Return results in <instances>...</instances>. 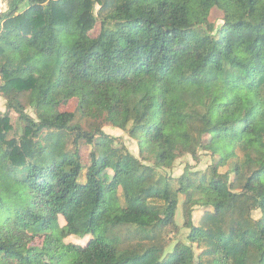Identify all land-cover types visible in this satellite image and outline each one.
<instances>
[{
  "label": "trees",
  "instance_id": "obj_1",
  "mask_svg": "<svg viewBox=\"0 0 264 264\" xmlns=\"http://www.w3.org/2000/svg\"><path fill=\"white\" fill-rule=\"evenodd\" d=\"M0 97V264H264V0H10Z\"/></svg>",
  "mask_w": 264,
  "mask_h": 264
},
{
  "label": "rangeland",
  "instance_id": "obj_2",
  "mask_svg": "<svg viewBox=\"0 0 264 264\" xmlns=\"http://www.w3.org/2000/svg\"><path fill=\"white\" fill-rule=\"evenodd\" d=\"M9 1L10 0H0V10L1 9H8L9 6ZM217 14L213 15V20L217 18ZM76 108V101H71L66 103L62 109L64 111H74ZM5 109V100L3 98L0 97V112H4ZM29 113L32 115V111L28 110ZM12 117L15 120L17 115L15 113H12ZM105 132L108 135H111L113 137L119 138L129 149V151L134 154L136 157L139 156V150H138V144L137 142L132 139L126 132L115 129V128H105ZM176 146V151L179 154V159L176 161L173 169L169 170L168 173L170 175H172L173 177H181L184 174V171L187 167L191 168L192 171H205L209 165L213 164L215 162L214 158L210 155V153H201L199 156V160H194L186 151V149L182 148L180 145L175 144ZM83 154H84V158L85 160L89 159V156L87 154V149L84 147L83 148ZM113 179V173L111 171H107L102 175L101 181H102V185L107 188L110 184V182ZM185 197L184 196H180L178 202L172 204V206L169 209L166 210H159L157 211L151 218L150 221L151 222H157L163 218H166L170 215H172L176 221L178 222V224L180 225L181 228V232L178 236H174L173 238V243L169 248V252H171L175 246V244L179 241L183 242V243H188L187 241V237L189 235V230L183 228V223H184V219H183V211H182V205L184 203ZM203 210L198 208L195 214V220L198 221L202 215H203ZM255 217H259V213H255ZM61 224H64L63 219H61ZM88 241V239L85 240H77L74 238H69L67 240L68 243H74V244H78V245H86V242ZM39 244V242H37V245ZM61 258L60 256H55V255H48L46 257V260L48 262H56L59 261Z\"/></svg>",
  "mask_w": 264,
  "mask_h": 264
},
{
  "label": "water",
  "instance_id": "obj_3",
  "mask_svg": "<svg viewBox=\"0 0 264 264\" xmlns=\"http://www.w3.org/2000/svg\"><path fill=\"white\" fill-rule=\"evenodd\" d=\"M5 11H6V9H1V10H0V17H1V15H2Z\"/></svg>",
  "mask_w": 264,
  "mask_h": 264
}]
</instances>
